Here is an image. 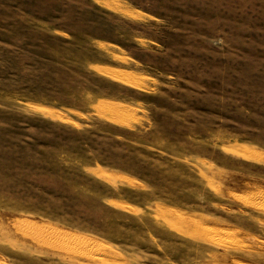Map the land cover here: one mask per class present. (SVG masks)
Returning <instances> with one entry per match:
<instances>
[{"label":"rangeland","instance_id":"obj_1","mask_svg":"<svg viewBox=\"0 0 264 264\" xmlns=\"http://www.w3.org/2000/svg\"><path fill=\"white\" fill-rule=\"evenodd\" d=\"M0 264H264V0H0Z\"/></svg>","mask_w":264,"mask_h":264},{"label":"bare ground","instance_id":"obj_2","mask_svg":"<svg viewBox=\"0 0 264 264\" xmlns=\"http://www.w3.org/2000/svg\"><path fill=\"white\" fill-rule=\"evenodd\" d=\"M33 230H34V228H33ZM32 232V231H31ZM63 239V238H62ZM93 247V246H92Z\"/></svg>","mask_w":264,"mask_h":264}]
</instances>
